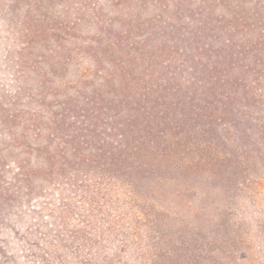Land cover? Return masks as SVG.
I'll use <instances>...</instances> for the list:
<instances>
[{
  "label": "rangeland",
  "instance_id": "1",
  "mask_svg": "<svg viewBox=\"0 0 264 264\" xmlns=\"http://www.w3.org/2000/svg\"><path fill=\"white\" fill-rule=\"evenodd\" d=\"M224 30H232L239 44L258 43L241 58L264 67V0H0V264H89L90 252L78 237L97 233L103 240L98 224L85 217L91 207L73 186L89 177L46 170L45 156L35 150L33 115H42L41 132L48 137L52 112L63 113L65 96L77 90L89 96L113 53L163 40L194 45L192 33L213 44L226 38ZM255 86L263 102L255 104L253 117L264 110V84ZM230 133L236 138L240 127ZM255 139L250 134L244 145ZM256 146L259 156L239 164L224 160L218 175L185 179L175 173L178 178L158 195L160 235L149 240L143 224L139 241L146 247L180 236L183 254L176 264H264V146ZM19 164L36 172L23 176ZM114 219L125 225L121 231L131 228V216ZM113 242L105 244L113 248ZM124 253L114 264L144 263Z\"/></svg>",
  "mask_w": 264,
  "mask_h": 264
},
{
  "label": "trees",
  "instance_id": "2",
  "mask_svg": "<svg viewBox=\"0 0 264 264\" xmlns=\"http://www.w3.org/2000/svg\"><path fill=\"white\" fill-rule=\"evenodd\" d=\"M224 31L226 38L213 44L192 33L194 45L163 40L113 53L89 96L77 90L65 96L63 113L52 112L48 137L41 132L42 115H33L35 150L45 156L46 170L78 180L85 174L94 183L95 189L88 182L73 185L93 212L85 217L91 226L98 224L103 236L101 241L97 233L78 237L90 252L89 264L117 263L114 256L121 251L143 264H176L183 254L180 236L171 238V244L145 247L139 241L143 224L149 240L160 235L155 228L162 223L160 187L176 180L175 173L185 179L218 175L225 170L224 160L246 163L261 154L256 145L264 146V110L253 116L255 104L263 102L255 85L264 84V67L259 70L258 60L245 63L241 58L246 47L251 50L258 43L239 44L232 30ZM98 61L97 56L95 66ZM246 68L253 77L243 76ZM253 118L255 123L249 124ZM238 127L240 134L231 137L230 130ZM250 134L256 143L245 146ZM18 170L23 176L36 172L22 164ZM115 216L122 222L131 216V228L121 231L119 226L125 225H117ZM112 240L109 248L105 241Z\"/></svg>",
  "mask_w": 264,
  "mask_h": 264
}]
</instances>
